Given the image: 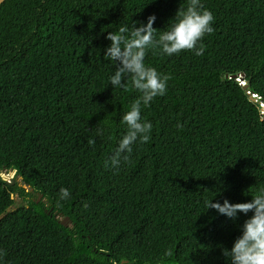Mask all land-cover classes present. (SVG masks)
<instances>
[{
    "label": "trees",
    "instance_id": "trees-1",
    "mask_svg": "<svg viewBox=\"0 0 264 264\" xmlns=\"http://www.w3.org/2000/svg\"><path fill=\"white\" fill-rule=\"evenodd\" d=\"M1 171L0 264H264V0H6Z\"/></svg>",
    "mask_w": 264,
    "mask_h": 264
},
{
    "label": "rangeland",
    "instance_id": "rangeland-1",
    "mask_svg": "<svg viewBox=\"0 0 264 264\" xmlns=\"http://www.w3.org/2000/svg\"><path fill=\"white\" fill-rule=\"evenodd\" d=\"M0 174L3 175V177H4L7 181H10V180H11V176H10V173H9L8 171H1ZM13 179H16V181L19 182V183L21 182V180H20L19 178H15V176H14ZM14 201H15V205H14L12 208H10L9 211H13V210H15V208H16L17 206L23 205V203H22L18 198H14ZM57 218H58L60 221H62V220L64 219V217H60V216H58ZM67 224H69V222H67Z\"/></svg>",
    "mask_w": 264,
    "mask_h": 264
},
{
    "label": "water",
    "instance_id": "water-1",
    "mask_svg": "<svg viewBox=\"0 0 264 264\" xmlns=\"http://www.w3.org/2000/svg\"><path fill=\"white\" fill-rule=\"evenodd\" d=\"M6 0H0V5L2 4V3H4ZM247 85H245V84H243V89H247ZM251 100L252 101H256V99L254 98V96H251ZM10 173V176H11V180H13V178H14V176H15V174H16V171H12V172H9ZM1 177L4 179V180H6L4 177H3V175H1ZM20 180H22L21 178H19ZM14 183V181H12L11 182V184H13ZM23 188H26V185H23ZM67 222H69V219L66 217V218H64L62 221H60V224L62 225V226H65V227H67Z\"/></svg>",
    "mask_w": 264,
    "mask_h": 264
}]
</instances>
